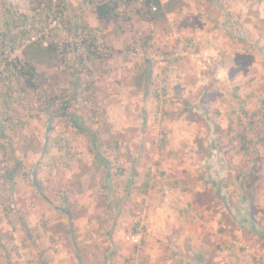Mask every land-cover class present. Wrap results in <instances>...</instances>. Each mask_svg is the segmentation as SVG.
I'll return each mask as SVG.
<instances>
[{
	"label": "rangeland",
	"instance_id": "374dc122",
	"mask_svg": "<svg viewBox=\"0 0 264 264\" xmlns=\"http://www.w3.org/2000/svg\"><path fill=\"white\" fill-rule=\"evenodd\" d=\"M105 1L0 0V264H264V0ZM153 31L179 56H133Z\"/></svg>",
	"mask_w": 264,
	"mask_h": 264
},
{
	"label": "trees",
	"instance_id": "16d2710c",
	"mask_svg": "<svg viewBox=\"0 0 264 264\" xmlns=\"http://www.w3.org/2000/svg\"><path fill=\"white\" fill-rule=\"evenodd\" d=\"M133 0H112L106 4H102L96 7V17L99 21L103 22V21H111L113 19H115L116 17H119L120 12H121V3H127L130 4ZM48 3H50L47 7V9L45 10H50V8L52 9V4L51 1H49ZM174 3V0H169V3L163 7V3L162 0H147L145 1L144 8L147 10V13L149 15H158V12L160 14V12H162V9L165 11L163 13V16H165V14L167 13V11L172 8V4ZM122 4V5H123ZM157 7V11L153 12V8ZM51 11V10H50ZM41 16H45V13L41 12ZM35 18V17H34ZM29 18L27 16H25L24 20H28ZM23 25L26 24V22L22 23ZM14 26H16L15 22H10L8 21L6 23V28L2 34L3 36V40L7 41L8 39H10V41H8L7 44H11L12 49L16 48L15 43L19 40H22L23 38H25L27 36V31H22L19 34H15L13 32V28H15ZM6 45V42H5ZM7 46V45H6ZM4 47V46H3ZM37 50V55H40L44 52H49V53H54L55 51H57L56 45H49L48 47H44L42 44L38 43V42H34V43H29L26 44V47L23 51V54L25 56V58H27L26 60H16V62H13L12 67L13 70L15 71V73H17V77H26V83L27 86L30 88H35V84L33 83V78L36 76V66H35V58H33L31 55H33V50ZM98 57H100V59H103V56L100 55H96ZM147 62L152 63L150 60H147ZM11 73H9V75L7 76L8 79H10L11 77ZM244 104V103H243ZM256 118V117H255ZM258 119L256 122H260V124L262 126H260L261 128H264V114L262 116V118H256ZM250 127H247L244 129V132L240 135L241 138V145L244 151H248L251 149L250 147L252 146L253 142L248 139V134L249 131H254L256 130L255 126H254V122L250 121L249 123ZM254 127V128H253ZM257 130L259 131V129L257 128ZM256 130V131H257ZM263 131H259V134H257L258 136H260L262 134ZM260 141L264 142V137L260 138ZM19 165H21V163H19ZM16 170H11L8 173V176L10 177V179H13L15 174H16ZM14 206L12 205L10 207V210L14 209ZM27 229V234L29 235L31 230ZM139 231L136 229L134 231V233H138Z\"/></svg>",
	"mask_w": 264,
	"mask_h": 264
},
{
	"label": "built area",
	"instance_id": "2783aa9c",
	"mask_svg": "<svg viewBox=\"0 0 264 264\" xmlns=\"http://www.w3.org/2000/svg\"><path fill=\"white\" fill-rule=\"evenodd\" d=\"M112 0H106L105 2H100V4L96 5H102L110 2ZM142 4L145 3L147 0H139ZM157 11V7L153 8V12ZM140 38V39H139ZM138 39L139 45L134 49L133 56L135 57H143L146 58L147 60H150L154 64H163L164 62L169 61L170 59L176 58L178 53H173V52H166L163 49H159L160 44L157 42V36L156 33L153 31L152 33L148 34L146 37H144L142 34L139 35ZM36 38H33L32 40L29 41V43H32L35 41ZM78 44L75 49L80 50L84 45L86 44V36H82V33H80V38L77 40ZM27 43V44H29ZM108 46L105 42L100 43V49L99 53L105 57L108 55ZM158 50V52L156 51ZM127 241L130 242L131 244H134L136 246H141L142 244V236L141 233H131L127 236Z\"/></svg>",
	"mask_w": 264,
	"mask_h": 264
},
{
	"label": "crops",
	"instance_id": "0c3cea01",
	"mask_svg": "<svg viewBox=\"0 0 264 264\" xmlns=\"http://www.w3.org/2000/svg\"><path fill=\"white\" fill-rule=\"evenodd\" d=\"M116 158H118V157H116ZM116 162H118V163H121V162H119L117 159H116ZM120 165V164H119ZM126 167H128V166H126ZM126 167H123L122 165H120V168H116V172H118L117 174H119V175H125V174H127L128 173V170L127 169H125ZM132 168H133V164H132V167H131V170H132ZM136 168H138V167H136ZM139 169V168H138ZM109 171V170H108ZM108 174H109V172H107ZM131 183H132V180H131ZM111 185H112V183H111ZM63 264H68V263H63Z\"/></svg>",
	"mask_w": 264,
	"mask_h": 264
}]
</instances>
